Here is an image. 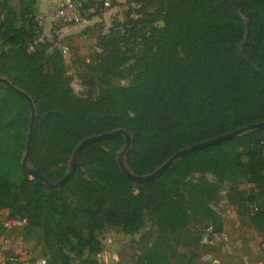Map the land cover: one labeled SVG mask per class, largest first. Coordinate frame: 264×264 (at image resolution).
Returning <instances> with one entry per match:
<instances>
[{
  "label": "trees",
  "instance_id": "1",
  "mask_svg": "<svg viewBox=\"0 0 264 264\" xmlns=\"http://www.w3.org/2000/svg\"><path fill=\"white\" fill-rule=\"evenodd\" d=\"M11 1L0 0L1 11L5 12L0 14V78H7L35 106L44 100L60 101L61 95L53 85L54 76L58 74L43 70L44 63L59 55V50L53 46L56 36L50 42L43 39L36 43L38 20L33 0H20L24 5L19 12L11 7ZM232 1L239 15L232 12L226 0H167L157 68L150 84L104 94L93 104L92 117L79 139L83 141L115 130L126 131L132 136L130 151L133 155L124 166L131 174L140 176L161 166L182 149L264 123V77L258 73L264 72V0ZM83 7L86 10L92 6L83 3ZM246 23L249 34L242 49L243 56H240L237 47L243 39ZM176 45L182 47L183 57L176 51ZM1 90L7 96L18 97L2 85ZM119 109L124 110L123 120L117 118ZM130 113L132 118L127 115ZM15 128L14 121L5 123L0 118V135ZM34 137L33 129L30 156ZM123 137L115 135L114 138ZM239 139L251 140L253 148L229 154L230 161L221 160L220 144L181 157L176 162L179 164L175 163L176 169L172 165L167 173L177 172L178 166L188 169L180 177L176 176L169 193L162 190L158 179L133 184L115 164L110 179L84 182L76 202L65 205L57 191L44 188L38 180L23 178L20 184L24 210L20 211L27 215L21 213L19 218L27 220L28 233L35 228L48 232L53 224L62 221L85 220L92 241V235L102 224L121 226L126 234L135 233L143 226L145 212H149L154 216L153 226L164 225L161 231L166 241V235L177 234L193 219L189 211L192 203L198 202V208H205L202 207L201 186L183 182L194 170V161L205 158L207 162L202 164L221 165L228 173L242 171L250 188L244 198L243 194L237 197L240 196L238 200L248 211L250 224L264 237V130L252 131ZM226 143L228 141L221 145ZM97 145L98 142L87 145L81 154ZM8 153L0 136V207L21 202L9 184L13 172L8 167ZM243 155L247 157L246 162L242 160ZM34 170L46 178L43 169L36 164ZM75 170L73 166L71 176ZM136 190L139 193L135 195ZM201 213L199 216L204 215ZM163 246L150 247L136 264L161 263L165 253Z\"/></svg>",
  "mask_w": 264,
  "mask_h": 264
},
{
  "label": "rangeland",
  "instance_id": "2",
  "mask_svg": "<svg viewBox=\"0 0 264 264\" xmlns=\"http://www.w3.org/2000/svg\"><path fill=\"white\" fill-rule=\"evenodd\" d=\"M69 1L71 0H59V3ZM81 1L92 6L85 10L87 26L63 39L69 47L68 54L59 51L57 58L43 64L45 72L58 74L54 76L53 85L61 95L60 101L44 100L37 103V106L32 101L35 109V137L32 156L30 151L27 164L33 170L35 164L42 168L46 180L52 184L63 179L69 172L72 156L81 142L79 137L86 132L85 126L92 117V109H95L93 104L111 90L150 84L157 68L160 31L164 28L167 8V0H107L109 7L105 9L101 7L100 0ZM33 2L36 9L39 0ZM10 5L19 12L24 2L12 0ZM4 13L0 7V14ZM35 33L36 43L43 39L49 42L54 39L44 37L39 21L36 23ZM176 46V51L183 57L182 47ZM258 73L264 75L262 71ZM4 79L10 83L7 78ZM17 96L20 99L13 95L7 96L4 90L0 91V118L5 123L14 121L16 124L15 131L0 136L2 145L9 150L8 167L13 172L9 184L18 200H21L16 206L11 203V206L0 207V248H4V241L10 239L20 249L12 252L44 257L48 264H136L150 247L164 244L168 264H264V238L252 229L248 211L242 206V201L238 200L240 196L237 197V194H243L244 198L250 188L244 174L242 171L225 172L221 165L202 164L207 162L205 158L194 161V170L183 181L201 186L199 189L203 190L204 201L202 207L205 208H198V202L192 203L189 211L193 219L177 234L166 235V241L161 231L164 225L158 226L160 229L153 226L154 216L149 212H145L143 226L135 233L126 234L121 226L102 224L92 235V241L88 236L85 220L62 221L57 225L53 224L48 232L35 228L28 233L26 227L5 230L4 221L19 218L21 213L27 215L25 211H20L21 208L24 210L20 180H33L22 168L29 107ZM116 114L117 118L123 120L124 110L119 109ZM127 115L129 118L133 117L131 113ZM248 133L250 132L245 134ZM245 134L226 144H220L222 161H230L232 158L229 154L253 148L251 140L239 139ZM114 137L98 141L93 150L87 149L83 154L79 153L74 174L70 175L61 188L55 190L63 205L76 202L84 182L99 183L102 179H110L112 167L114 164L117 166V159L125 146L124 137ZM130 138L132 142L131 135ZM130 150L131 145L123 155L124 164L132 158ZM179 160L180 158L172 164L173 167L179 164L176 163ZM242 160L246 162L247 157L243 155ZM172 165L155 178L166 193L173 190L176 176L180 177L188 169L178 166L177 172L167 173ZM157 168L155 166L140 176L148 175ZM42 185L50 189L45 184ZM138 193V190L134 192L135 195ZM229 198L235 201L231 202ZM209 211L213 214H209ZM200 213L204 215L199 216ZM55 219L58 221V218ZM213 235L218 239L213 240Z\"/></svg>",
  "mask_w": 264,
  "mask_h": 264
},
{
  "label": "water",
  "instance_id": "3",
  "mask_svg": "<svg viewBox=\"0 0 264 264\" xmlns=\"http://www.w3.org/2000/svg\"><path fill=\"white\" fill-rule=\"evenodd\" d=\"M228 5L230 6L232 12L235 15H239V12L237 10V8L235 7L234 3L232 0H226ZM248 34H249V26L248 23L245 24V33H244V37L242 42L240 43V45L237 48L238 54L240 56H243V53L241 52V48L242 46L247 42L248 39ZM249 66L254 69L252 64H249ZM264 77V75H262ZM0 84L5 86L7 89H9L10 91L16 93L17 95H19L28 105L29 107V113H30V117H29V123H28V133H27V140H26V144H25V153H24V157L22 160V168L23 171L26 175H28L29 177H31V179L33 180H38L40 182H42L43 184H45L46 187L50 188V189H54L57 190L59 188H61L63 186V184L68 180V178L71 175L72 172V168L76 163V159L77 156L79 155V153L81 152V150L88 144H92L101 140H105L108 138H111L115 135H122L124 136V140H125V146H124V150L119 154V157L117 159V165L120 169V171L125 175V177L131 181L132 183L135 184H144L147 183L153 179H155L156 177L160 176L164 171H166L176 160H178L179 158L192 153L194 151H198V150H202L205 148H209L227 141H230L242 134H245L247 132H252L255 130H264V123H258V124H253L251 126H246L243 128H240L234 132H230L224 135H221L219 137H216L214 139L211 140H207L195 145H192L188 148L182 149L176 153H174L165 163H163L161 166H159L157 169H155L153 172H151L148 175L145 176H135L133 174H131L126 167L124 166L123 163V155L125 153L126 150H128L130 148L131 145V138L130 135L124 131V130H115L109 133H105V134H101V135H95V136H91L87 139H84L83 141H81L78 146L76 147L74 154L72 156L71 159V169L69 170V172L64 176L63 179H61L60 181L52 184L50 182H48L46 180L45 177L41 176L37 171L33 170L32 168H30L27 164V160L29 157V153H30V146H31V139H32V133H33V126H34V120H35V109L33 106V103L31 101V99L22 91H20L19 89H17L16 87H14L11 83H9L6 79L4 78H0Z\"/></svg>",
  "mask_w": 264,
  "mask_h": 264
},
{
  "label": "built area",
  "instance_id": "4",
  "mask_svg": "<svg viewBox=\"0 0 264 264\" xmlns=\"http://www.w3.org/2000/svg\"><path fill=\"white\" fill-rule=\"evenodd\" d=\"M100 5L104 9L109 7L107 0H100ZM37 20H40L38 16ZM50 20L57 30L62 27L70 26L75 28L83 27L86 23L83 3L79 0H72L59 5L51 13ZM53 46L60 52L65 54L69 53V47L58 36L55 38ZM26 225L27 220L25 218H16L4 221L3 228L5 230L22 229ZM212 237L213 240L218 239L216 235ZM262 255L264 256V250ZM0 264H48V261L44 257L26 256L24 254L8 251L5 248H0Z\"/></svg>",
  "mask_w": 264,
  "mask_h": 264
},
{
  "label": "crops",
  "instance_id": "5",
  "mask_svg": "<svg viewBox=\"0 0 264 264\" xmlns=\"http://www.w3.org/2000/svg\"><path fill=\"white\" fill-rule=\"evenodd\" d=\"M59 5H62L59 3V0H39V2L36 5L37 10V16L40 20V25L43 27L44 37L51 40L53 36H58L61 40H63L66 37L72 36L75 32L82 29L81 28H75V27H62L58 30L56 27H54L51 23L50 16L54 9H56ZM12 7V6H11ZM86 25V24H85ZM84 25V26H85ZM87 26V25H86ZM64 42V40H63ZM251 225V224H250ZM252 226V225H251ZM252 229L260 236L261 233H259L253 226ZM264 238V237H263ZM2 240V238H0ZM2 243V241H0ZM4 248L8 251H20L18 247L9 239L4 241ZM165 253L163 254V260L160 264H168V260L165 257Z\"/></svg>",
  "mask_w": 264,
  "mask_h": 264
}]
</instances>
